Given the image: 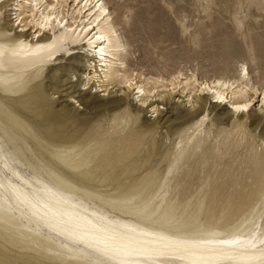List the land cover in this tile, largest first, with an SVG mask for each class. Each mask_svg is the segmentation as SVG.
<instances>
[{"label": "bare ground", "instance_id": "1", "mask_svg": "<svg viewBox=\"0 0 264 264\" xmlns=\"http://www.w3.org/2000/svg\"><path fill=\"white\" fill-rule=\"evenodd\" d=\"M114 13L108 0H0V88L3 96L25 95L22 101L8 103L9 110L0 104V119L12 125L21 113L52 106L54 102L44 97L52 87L47 82L59 81L58 92L68 97V104L80 109L84 104L92 110L89 118H71L80 126L75 131H83V126L101 114L122 110L113 120L134 116L140 119L139 128H160L167 136L177 135L167 147L173 153L170 163L177 156L187 157L184 149L197 145L210 122L217 126L231 122L230 135L241 130L242 120L248 116L246 128L264 146V80H253L245 62H239L232 75L200 76L196 70L182 68L146 72L130 62ZM38 45L43 47L38 49ZM151 60L149 55L147 61ZM75 66L83 68L77 78L71 72ZM74 81L77 83L71 84ZM154 113L158 119L152 121ZM164 115L160 122L159 116L162 119ZM7 136L16 149L14 133ZM149 151L155 158L164 150L162 145H152ZM205 161L194 164L198 177L208 173ZM261 162L264 153L247 175L256 184L251 193L256 199L262 198L264 190ZM183 182H188L187 174ZM151 191L144 192L145 196ZM109 203L90 204L57 183L30 178L0 150V213L23 222L35 234L55 239L80 264H261L264 210L259 209L257 220L246 227L211 225L199 233H184L147 221L144 206L124 202L125 211L117 215L107 209ZM161 235L191 242L186 245L191 255L163 247ZM11 238V245L19 246L20 241ZM225 239H237L238 243H219ZM221 251L234 255L231 259L215 255ZM26 257L23 253L13 259L0 251V264H42L31 263Z\"/></svg>", "mask_w": 264, "mask_h": 264}, {"label": "rangeland", "instance_id": "2", "mask_svg": "<svg viewBox=\"0 0 264 264\" xmlns=\"http://www.w3.org/2000/svg\"><path fill=\"white\" fill-rule=\"evenodd\" d=\"M108 2L127 42L130 62L146 72L182 68L196 70L200 76L232 75L237 64L245 62L253 80H264V0ZM149 55L152 62L147 61ZM81 71L76 66L71 70L74 78ZM48 83L52 87L44 97L54 102L52 106L21 113L12 125L0 119V150L28 177L57 183L90 204L108 200L107 209L113 214L125 211L124 202L144 206L147 221L173 232L199 233L211 225L246 227L264 210V190L262 198H253L256 184L247 176L264 153L263 144L246 128L248 116L242 120L241 130L230 135L231 122L218 126L210 122L197 145L184 149L187 157L177 156L170 163L173 153L167 147L176 134L139 128L140 119L134 116L113 120L122 110L101 114L83 126V131H75L80 126L71 118H89L92 110L84 104L83 109L68 104V97L58 92L59 81ZM24 98L23 94L3 96L0 88V104L7 110L8 103ZM165 117L159 116L160 122ZM157 119L155 113L150 117ZM8 132L15 135L16 149ZM152 145H162L161 157L150 156ZM200 160H206L209 167L206 175L198 177L194 164ZM258 166L264 168V162ZM186 174L188 182H183ZM0 235V251L13 259L25 253L30 262L80 264L55 239L35 234L8 214L0 213ZM11 237L20 241L19 246L11 245Z\"/></svg>", "mask_w": 264, "mask_h": 264}, {"label": "snow or ice", "instance_id": "3", "mask_svg": "<svg viewBox=\"0 0 264 264\" xmlns=\"http://www.w3.org/2000/svg\"><path fill=\"white\" fill-rule=\"evenodd\" d=\"M43 46L38 45L37 48L41 49ZM15 54V53H14ZM0 55H3V52L0 51ZM160 241L163 244V247L165 248H171L173 251H177V252H186L189 255H191V253L188 251V248L186 247V245H188L189 241H183V240H178L175 239L173 237L170 236H166V235H161L159 237ZM219 243L221 244H227V245H235L238 243L237 239H225L222 241H219ZM91 247V245H89ZM109 249H105L104 251H108ZM120 249H116V251H119ZM215 255L227 258V259H231L234 255V252L232 251H221L219 253H216ZM261 264H264V251H261L260 253V257H259Z\"/></svg>", "mask_w": 264, "mask_h": 264}]
</instances>
